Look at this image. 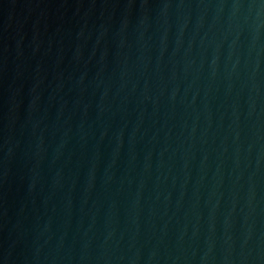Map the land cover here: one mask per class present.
<instances>
[{"label": "water", "instance_id": "obj_1", "mask_svg": "<svg viewBox=\"0 0 264 264\" xmlns=\"http://www.w3.org/2000/svg\"><path fill=\"white\" fill-rule=\"evenodd\" d=\"M0 264H264V0H0Z\"/></svg>", "mask_w": 264, "mask_h": 264}]
</instances>
